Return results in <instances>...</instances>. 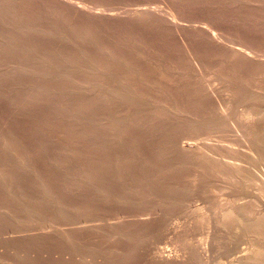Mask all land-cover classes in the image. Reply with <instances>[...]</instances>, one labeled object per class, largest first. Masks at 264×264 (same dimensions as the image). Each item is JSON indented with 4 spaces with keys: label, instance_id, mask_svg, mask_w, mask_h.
<instances>
[{
    "label": "rangeland",
    "instance_id": "obj_1",
    "mask_svg": "<svg viewBox=\"0 0 264 264\" xmlns=\"http://www.w3.org/2000/svg\"><path fill=\"white\" fill-rule=\"evenodd\" d=\"M252 258L264 0H0V264Z\"/></svg>",
    "mask_w": 264,
    "mask_h": 264
},
{
    "label": "bare ground",
    "instance_id": "obj_2",
    "mask_svg": "<svg viewBox=\"0 0 264 264\" xmlns=\"http://www.w3.org/2000/svg\"><path fill=\"white\" fill-rule=\"evenodd\" d=\"M143 11H144V10H143ZM148 12H149V11H148ZM149 15H150V14H149ZM163 18H164V17H163ZM164 19H166V18H164ZM172 20H173V19H172ZM166 21H167V20H166ZM169 21H170V20H169ZM167 22H168V21H167ZM174 22H175V20H174ZM177 23H178V22H177ZM169 24H170V22H169ZM172 24H173V23H172ZM178 24H179V23H178ZM173 25H175V23H174ZM176 25H177V24H176ZM177 26H179V25H177ZM182 26H183V25H182ZM179 27H180V26H179ZM198 28H199V27H198ZM181 29H183V28L181 27ZM195 29H196V28H195ZM201 29H202V27H201ZM203 29H204V28H203ZM199 30H200V29H199ZM206 30H207V29H206ZM206 30H205V31H206ZM208 32H209V31H208ZM203 34H204V33H203ZM207 34H208V33H207ZM209 34H210V33H209ZM212 35H213V33H212ZM211 38H212V37H211ZM223 40H224V39H223ZM219 42H220V41H219ZM221 42H222V41H221ZM224 42H225V41H224ZM213 43H214V42H213ZM222 44H223V42H222ZM219 47H220V45H219ZM224 47H225V46H224ZM224 47H223V48H224ZM242 47H243V46H242ZM235 48H237V47L235 46ZM227 50L229 51L228 48H227ZM239 50H240V49H239ZM232 51H233V50H232ZM242 51H243V49H242ZM242 51H241V52H242ZM244 51H245V50H244ZM236 52H238V48H237ZM241 52H240V53L238 52V53L241 54ZM247 52H249V51H247ZM227 53H228V52H227ZM232 54H233V53H232ZM236 54H237V53H236ZM242 55H243V54H242ZM245 56H246V54H245ZM248 56H249V55H248ZM253 56H254V55H253ZM246 57H247V56H246ZM238 58H239V57H238ZM248 58H250V57H248ZM248 58H247V60H249ZM253 58H254V57H253ZM257 58H258V57H257ZM257 58H255V59H257ZM250 59H251V58H250ZM259 59H260V58H259ZM241 60H242V59H241ZM251 61H253V60H251ZM245 62H246V61H245ZM248 62H250V61H248ZM248 62H247V63H248ZM261 62H262V61H261ZM251 64H252V63H251ZM249 65H250V64H249ZM261 95H262V94H260V96H261ZM220 105H221V104H220ZM218 106H219V105H218ZM222 109H224V108H222ZM222 109H221V110H222ZM218 111H219V110H218ZM223 113H224V112H223ZM220 114H221V113H220ZM214 119H215V118H214ZM207 122H208V121H207ZM248 249H249V248H247V250H248ZM247 250H246V251H247ZM249 250H250V249H249ZM249 250H248V251H249ZM246 251H245V252H246ZM245 252H244V254H245ZM249 254H250V252H249ZM247 255H248V253H247ZM160 256H162V255H160ZM160 256H159V258L161 259ZM167 257H168V256H167ZM170 257L172 258V257H174V256H170ZM170 257L167 258V260H170V262H172V261H173V258H172V260H171ZM252 257H254V256H252ZM162 258H163V256H162ZM175 258H176V257H175ZM241 259H242V257H241ZM241 259H240V260H241ZM244 259H246V260L248 261V259H247L246 256H245ZM253 259H254V258H252V261L254 262L256 259H255V260H253ZM162 260L164 261V259H162ZM242 260H243V259H242ZM257 260H258V259H257ZM174 261H176V259H175ZM244 261H245V260H244ZM245 262H246V261H245ZM251 263H252V262H251ZM254 263L256 264V263H258V262L256 261V262H254ZM254 263H252V264H254ZM259 263H260V262H259Z\"/></svg>",
    "mask_w": 264,
    "mask_h": 264
}]
</instances>
